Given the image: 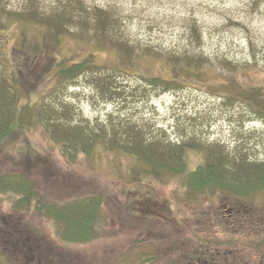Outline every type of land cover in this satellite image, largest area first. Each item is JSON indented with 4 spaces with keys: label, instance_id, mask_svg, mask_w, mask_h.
I'll return each instance as SVG.
<instances>
[{
    "label": "rangeland",
    "instance_id": "rangeland-1",
    "mask_svg": "<svg viewBox=\"0 0 264 264\" xmlns=\"http://www.w3.org/2000/svg\"><path fill=\"white\" fill-rule=\"evenodd\" d=\"M0 8L23 17L3 23L0 77L21 74V65L29 75L8 92L18 99L21 92L29 106L19 105L23 130L0 144V174L28 178L39 193L30 199L48 206L27 209L15 203L17 193L0 190L1 261L187 264L189 235L227 242L237 235L239 249L251 244L254 257L264 255L255 208L240 211L237 228L220 214L224 202L241 199L233 190L186 188L168 168L154 170L117 148L167 152V144L183 143L193 148L189 168L207 161L233 183L255 186L244 183L255 163L264 168V0H0ZM52 30L62 33L57 56L81 61L95 52L103 65L49 80ZM119 59L123 71L115 69ZM181 67L185 79H175ZM140 71L169 81H148ZM78 199L103 202L92 238L80 243L58 233L51 213ZM251 203L264 207V188L242 195L244 207Z\"/></svg>",
    "mask_w": 264,
    "mask_h": 264
},
{
    "label": "trees",
    "instance_id": "trees-1",
    "mask_svg": "<svg viewBox=\"0 0 264 264\" xmlns=\"http://www.w3.org/2000/svg\"><path fill=\"white\" fill-rule=\"evenodd\" d=\"M98 18H100V23L102 22V15H97ZM23 17H13L11 15H5L3 13V9L0 8V36L3 35V31L5 29L3 23H10V25H14L16 22H20ZM34 20V19H31ZM30 21V20H27ZM35 21V20H34ZM51 22V20H49ZM49 23V22H48ZM52 24V22H51ZM58 26H60V22H58ZM104 26V25H103ZM107 30L101 29V34L103 33L106 35ZM52 32V39L55 44L52 45L50 49H47L46 52L48 56V62L46 63V72L53 71L54 74L49 78H57L59 80L62 76H72V75H78L86 70H90L93 67H99L103 64L98 62V54L95 52H91L88 56H86L83 60H71L70 56L68 57H59L55 53L58 52L55 50V46H61V36L62 33L60 32ZM107 36H109L107 34ZM52 48L53 51L51 50ZM24 49V48H23ZM121 60L118 61V66L115 68L117 70L123 71L125 69L124 65L120 66ZM22 67L19 69L21 71V74L18 75V73L15 71L13 73V70H11L10 74H2L0 77V144L4 142L6 139L17 136L21 130H23L22 126V108H28V101L25 103L20 102V98L23 97L21 95L22 93L19 92L18 95H20L19 99L15 97L14 94L9 93V91H14L13 89H17V85L24 84L26 81H29V75L27 73L25 65H21ZM124 67V69H123ZM113 68V67H109ZM184 68H180L178 71L174 70L176 76L175 79H182L184 75ZM44 71V72H45ZM127 72V71H124ZM139 72V71H137ZM188 73V71L186 72ZM18 75V76H17ZM141 77L144 79L154 82V79H158L161 81L168 82L169 79L163 78L160 76H149L146 72L140 71ZM23 81V82H22ZM32 84V80L30 81ZM24 86V85H23ZM27 94H31V92H34L35 89H30L29 87L25 86L23 88ZM7 96H9V103L8 106L11 105L12 107H5L4 101L7 99ZM19 105L22 106L21 109L19 108ZM52 138H54L55 131L53 129H47ZM156 143L155 145H161L164 146L162 141H152ZM152 144V143H151ZM93 146V145H92ZM168 149H165L167 152L162 151V148L158 146H150L145 144L144 146L141 145H135L132 149H123L121 147H117L120 150H123L124 153H127L129 155H132L133 157H137L140 160H144L143 163L146 162V164L149 163V165H153L152 168L154 170L158 169L159 167L168 168L171 172L177 174L179 176V179L183 181V183L186 184L189 181V184L195 185L193 187L198 188L201 187V189L205 192H208L209 194H214L216 191H218V188L221 186L222 189H228V188H234L238 191L239 194L246 193L250 191V188L254 190H259L264 188V168L261 164H254L256 166L257 171L252 173H249V178L247 179V183H244L248 185L252 181H255L254 187H245L241 184H238L236 182L231 181V176L222 173V177H220L217 173L219 171L214 170L213 166L212 168L209 166V162L206 161L205 164L198 165L195 169L189 168L188 161L186 159V156L188 155V152L192 150L189 146V148H186L185 144H179V145H173L172 143H169L166 145ZM94 147V146H93ZM173 147V148H171ZM79 152L84 151L86 149L77 147L76 148ZM65 153H68V151ZM64 153V154H65ZM68 156V155H67ZM163 156H166L168 159L165 160ZM172 159V160H171ZM240 163V161H237ZM156 163V164H155ZM236 163V164H238ZM243 164V163H241ZM251 164V163H250ZM214 165V164H212ZM239 166V167H238ZM243 165H237L235 168L237 169H243ZM159 171V170H158ZM217 171V172H216ZM240 171H244L240 170ZM225 172V171H224ZM241 172V173H242ZM26 178V177H25ZM228 179V180H227ZM246 179V177H245ZM20 179L17 177H5L1 176L0 174V190L5 191L7 193H17L15 196V203L17 204H27V209H29L31 206L37 208L40 210L41 213H44L47 210L48 206L40 202H34L30 199L31 195H35L36 197H39V193L36 192L35 186L32 184V181H30L28 178L25 179L22 183H20ZM249 182V183H248ZM252 182V183H253ZM197 186V187H196ZM245 189V190H242ZM14 190V191H13ZM6 193V194H7ZM18 195V198H17ZM243 195V194H242ZM242 195H239L240 198H242ZM245 198V197H244ZM87 202L84 199H78L77 201H73L69 204L53 207L51 213L52 218L56 222V225L58 226L57 231L61 235H73L74 241L76 242H87L92 238L94 232H95V226L97 223V220L99 219V213L100 209L103 207L102 199L100 201H92ZM95 205H94V203ZM88 205L86 207V204ZM252 205V203L250 204ZM70 209H69V208ZM263 209V208H261ZM68 212H66V211ZM253 213V211H252ZM258 216L260 215V220H262V216L264 215L263 211L260 210L256 212ZM254 215V218L252 220H258L259 217ZM74 219L76 221H74ZM75 226V227H74ZM8 230H13V233H18L19 230H17L16 226L9 227ZM77 230V231H75ZM10 237V236H9ZM12 237V236H11ZM0 264H5L0 259Z\"/></svg>",
    "mask_w": 264,
    "mask_h": 264
},
{
    "label": "flooded vegetation",
    "instance_id": "flooded-vegetation-1",
    "mask_svg": "<svg viewBox=\"0 0 264 264\" xmlns=\"http://www.w3.org/2000/svg\"><path fill=\"white\" fill-rule=\"evenodd\" d=\"M220 177H222V174L220 172L217 173ZM191 189V186L188 183L186 184V187ZM221 189V186L219 187ZM202 190V189H200ZM235 194H237V190L234 188H231ZM227 189V191H231ZM245 190V189H242ZM223 211H220V214L222 217L227 219V223L229 225L232 224V226L239 225V221L237 220V217L240 215L241 210L250 211V209H256V212L262 210L264 213V207L261 209L260 207H255L253 204L251 208L244 207V205L236 203L234 205H223ZM247 208V209H246ZM259 219L255 220V223L257 225H264V215L262 216V220H260V215L258 216ZM233 218V219H232ZM207 220H204V226H206ZM211 222H214V218H211L208 222L210 224ZM217 223V221H216ZM207 224V225H208ZM237 231V230H236ZM237 236V235H234ZM232 237L229 242L224 241L223 239H219V241L208 238V237H196L197 243H194L193 240L194 237L191 235L188 236V241H186L185 249L187 250V253H185L188 263L187 264H264V255L263 254H257V256L254 257V247L251 244L247 245V248L243 246L241 249L238 248V245L242 242L240 239L238 240L236 237ZM29 239V238H28ZM244 245V244H243ZM32 248L29 246L28 250L30 251ZM190 251L193 252V255L190 254ZM39 261L41 257H38ZM34 259V258H33Z\"/></svg>",
    "mask_w": 264,
    "mask_h": 264
}]
</instances>
